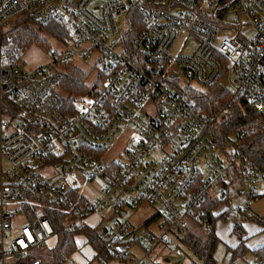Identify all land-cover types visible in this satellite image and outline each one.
I'll list each match as a JSON object with an SVG mask.
<instances>
[{
    "label": "built area",
    "instance_id": "2783aa9c",
    "mask_svg": "<svg viewBox=\"0 0 264 264\" xmlns=\"http://www.w3.org/2000/svg\"><path fill=\"white\" fill-rule=\"evenodd\" d=\"M132 4L142 14L135 34L126 16ZM20 12L41 24L59 18L69 34L61 52L31 70L5 34ZM222 29L232 35L219 38ZM75 58L91 60L96 73L70 96L59 80ZM218 84L229 98L201 110L191 92ZM237 98L257 115L222 133ZM263 119L264 0H0V264H49L58 217L69 229L98 226L109 256L148 264L147 243L171 246V235L180 245L205 194L235 214H256L249 209L260 173L241 147ZM119 133L127 137L122 155L103 162ZM234 174L240 186L226 202ZM96 176L101 188L84 193ZM142 204L167 225L159 239L119 218Z\"/></svg>",
    "mask_w": 264,
    "mask_h": 264
},
{
    "label": "trees",
    "instance_id": "16d2710c",
    "mask_svg": "<svg viewBox=\"0 0 264 264\" xmlns=\"http://www.w3.org/2000/svg\"><path fill=\"white\" fill-rule=\"evenodd\" d=\"M126 16L131 18L132 28L130 31L135 34V22L141 20L140 16L142 14L132 4L129 6ZM5 34L12 40L14 46L17 47L18 55L22 54V50L28 49L33 44L47 48L49 46V39L66 43L69 38L67 26L59 18H54L47 23L41 24L31 18L26 12L17 13L10 18V28L7 29ZM61 68L64 73L61 75L59 85L63 92L71 96L86 90L85 72L74 66L71 61L64 62ZM191 95L194 97L199 108L209 113L213 108L219 107L221 103L227 101L230 90L218 84L212 86L206 92L192 91ZM256 115V110L246 100L243 98L234 99L230 101L226 115L218 128L220 132L228 133L236 125L249 118L256 117ZM241 151L249 161L250 166L253 169H258L260 173L259 178H264V125L257 132L249 135L242 141ZM224 186L226 190L225 201L228 202L240 186V181L234 174L229 184ZM75 198L76 194L73 195L72 201ZM218 205H221L219 199L205 194V201L200 205L202 213L196 218L195 224L197 227H202L201 222L206 221L208 227L206 229L202 227L204 232H198L197 230H193L195 226L193 227L191 224L186 227L183 235L180 237V245L184 247L188 255L187 264H216L214 253L220 240L216 232V221L218 219L230 217L234 222L232 232L236 234L239 242V245L236 244L237 246L229 248L234 254H242L248 248L244 243L250 235H245L246 229L243 230L245 227L241 225V221L259 223L261 231L264 233V217L250 213L235 214L225 208L223 211L216 212L215 214L213 211L218 210L216 208ZM56 219L58 222L56 244L48 250L49 264H70L73 261L71 254L80 250L85 243L88 244L91 250H98L99 257L110 259L108 251L102 249L98 226L80 225L77 228L69 229L62 226V220L65 217H58ZM153 219H155V216L151 217L146 223H149ZM80 236L83 237L81 247L79 246L80 242H78V237ZM143 246L146 249V243ZM251 252L253 255L252 261L264 264V244L253 247ZM195 258H197V261H195Z\"/></svg>",
    "mask_w": 264,
    "mask_h": 264
},
{
    "label": "rangeland",
    "instance_id": "374dc122",
    "mask_svg": "<svg viewBox=\"0 0 264 264\" xmlns=\"http://www.w3.org/2000/svg\"><path fill=\"white\" fill-rule=\"evenodd\" d=\"M228 21H232L233 17H227ZM119 26L120 23L118 24ZM121 30V28H120ZM252 33L251 31H248V34L250 35ZM218 37L222 38L225 36L232 35V32L226 29H222L218 32ZM48 36V35H47ZM46 47L41 45L33 44L28 49L22 50V54L18 59V62L21 64L22 68L31 70L35 67H38L42 64L48 63L53 58V51L61 52L63 50V46L60 42L55 41L54 39H49V46ZM73 64L77 66L79 69H81L86 74V81L85 83L87 86L92 85L96 73V69L92 66L91 60H82L79 58L72 59ZM194 85V84H192ZM196 87V86H195ZM199 89L204 90L203 87H199ZM224 103V102H223ZM221 103V104H223ZM250 119V118H249ZM260 125H264V120L260 121ZM122 134L119 133V136L116 137V139L113 140L112 143L103 151L101 160L103 162H110L112 160L117 159L120 155L123 153V147L125 146L127 142L126 135L121 136ZM259 184V192L263 195L257 199H253L250 202L251 208L249 210L253 211L254 213L264 216V178L260 177L257 180ZM103 185V180L100 178V176H96L92 179L89 186L87 188H84V193H91L95 192L97 193L98 190ZM212 191L214 195L216 193L218 194V187L217 186H211L209 188V191ZM219 212L223 211L224 206L218 205L216 207ZM127 211L126 217L119 216L120 219H128L130 224L134 227L137 234L140 236L147 234L156 237V239H159L161 234H163L166 230V223H163L162 216L160 217L156 212L157 209L155 206L148 205V204H142L140 207L134 208L127 206L125 208ZM134 210V211H133ZM158 215V217H157ZM155 216V219L151 220L149 223H146L151 217ZM195 225V227H194ZM194 227L193 230H197L198 232H204L203 228L200 226H196V224H192ZM191 226V227H192ZM234 226L233 220L231 218H224V219H218L216 221V232L219 235V243L217 245V248L214 253V259L216 264H249L252 262V252L251 248H247L245 252L242 254L237 253L234 254L231 252L229 248H233L237 245H239L237 236L234 232H232ZM245 227V226H244ZM243 228V230H245ZM249 234L248 229L245 231ZM217 235V236H218ZM244 235V234H243ZM251 236V235H250ZM167 239L172 241L171 246H167L164 244L163 241H159L158 243H147L148 244V252L144 256L148 264H187L188 262V255L184 249L183 246L179 244H175L176 241H174L173 237L171 235H167ZM78 242H80L79 246L81 247L83 243V237H78ZM235 242V243H234ZM237 244V245H236ZM246 244V242L244 243ZM96 252L98 250H95ZM132 253V250L130 251ZM93 251L88 246V244H84L80 250L75 251L71 254L72 260H74L77 263H83L85 259H89L88 264H126L127 261L120 260L118 258H113L110 256V259H104L99 257V253L97 252L96 256L92 258ZM144 254L141 252H137L135 257L143 256ZM166 258V260H165ZM179 259L181 261L179 262ZM195 261H197V258H195Z\"/></svg>",
    "mask_w": 264,
    "mask_h": 264
},
{
    "label": "crops",
    "instance_id": "0c3cea01",
    "mask_svg": "<svg viewBox=\"0 0 264 264\" xmlns=\"http://www.w3.org/2000/svg\"><path fill=\"white\" fill-rule=\"evenodd\" d=\"M262 195L263 194L261 193L260 194V197ZM221 206H223V205H221ZM213 212L216 214V212H219V210H214ZM242 226H245L246 229H248V231H249V234L246 233V235L247 236L248 235H251L246 240V244H245V245H247L248 248H251L252 249L253 247H256V246H259V245L264 244V233L261 231V226L259 225V223H256L254 221H243L242 222ZM218 237H219V235H218ZM252 260H253V258H252Z\"/></svg>",
    "mask_w": 264,
    "mask_h": 264
},
{
    "label": "water",
    "instance_id": "95a60500",
    "mask_svg": "<svg viewBox=\"0 0 264 264\" xmlns=\"http://www.w3.org/2000/svg\"><path fill=\"white\" fill-rule=\"evenodd\" d=\"M120 213L122 214V215H124L125 214V210H120ZM166 260V259H165Z\"/></svg>",
    "mask_w": 264,
    "mask_h": 264
}]
</instances>
